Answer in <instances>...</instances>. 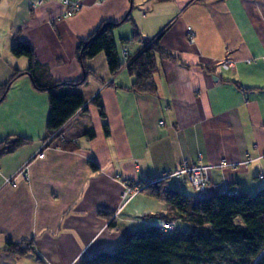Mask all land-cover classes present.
<instances>
[{
	"label": "crops",
	"instance_id": "1",
	"mask_svg": "<svg viewBox=\"0 0 264 264\" xmlns=\"http://www.w3.org/2000/svg\"><path fill=\"white\" fill-rule=\"evenodd\" d=\"M35 1L0 0V89L29 68L12 53L18 41L33 46L53 82L80 80L79 44L104 22L119 25L113 35L123 63L124 51L134 58L143 50L123 43L134 25L143 39L162 36L161 49L176 61H158L156 96L133 92L127 66L112 75L105 54L88 61L93 74L78 89L86 106L52 136L48 94L35 90L29 76L11 86L0 102V144L29 143L0 159V264H80L114 251L131 233L161 228L176 212L145 192L125 200L126 186L162 180L184 162L211 168L209 196L263 188L264 0H84L65 20L63 2L76 0H48L32 10ZM129 15L133 21L122 24ZM64 131L71 134L68 148L57 138ZM89 131L93 138L82 136ZM23 169L27 179L17 176ZM167 187L195 195L177 179ZM174 223L177 229L180 221ZM22 241H33L36 255L2 252Z\"/></svg>",
	"mask_w": 264,
	"mask_h": 264
},
{
	"label": "trees",
	"instance_id": "2",
	"mask_svg": "<svg viewBox=\"0 0 264 264\" xmlns=\"http://www.w3.org/2000/svg\"><path fill=\"white\" fill-rule=\"evenodd\" d=\"M146 1L166 3L172 0ZM132 21L129 15L122 24ZM118 27L119 25L104 22L95 34L80 42L78 60L83 77L67 83L53 82L49 70L38 62L33 46L18 41L12 53L17 58H26L30 65L26 72L16 71L12 80L0 89V102L4 101L17 80L29 76L35 90L48 94L50 112L47 132L52 136L86 106L84 96L76 89L86 85L93 74L87 69V62L102 53L106 56L112 75L127 66L129 74L135 78L133 92L156 96L157 86L153 83V77L160 71L158 61H176V58L161 49L162 36L155 40L143 39L134 25L132 39L124 40L123 43H140L143 50L134 58L127 57L123 63L113 35ZM207 70L210 74L214 72ZM93 104L97 107L100 117L105 120L106 114L101 100L97 98ZM104 130L109 136L107 125ZM70 135L64 131L57 137L63 148L71 146ZM82 136L93 138L94 132L89 131ZM28 143L29 141L22 138L6 140L0 144V159L13 154ZM92 168L98 170L94 164ZM169 180L146 183L142 193L145 192L169 205L176 215L165 216L163 219L166 223L180 221L187 224L188 229L184 235L173 237L171 233L163 232L162 227L137 231L127 235L114 251H102L80 264H264V187L255 194L245 191L229 194L228 191L199 196L187 195L178 189L167 187ZM101 216L110 218L106 213H101ZM237 220H240L241 225L236 224ZM111 226H115L113 222ZM2 252L21 257L35 254L34 242L10 243ZM37 258L41 261L38 256Z\"/></svg>",
	"mask_w": 264,
	"mask_h": 264
},
{
	"label": "built area",
	"instance_id": "3",
	"mask_svg": "<svg viewBox=\"0 0 264 264\" xmlns=\"http://www.w3.org/2000/svg\"><path fill=\"white\" fill-rule=\"evenodd\" d=\"M46 1L48 0H36L32 6V10H36L39 7H41ZM84 0H76L75 2H70V1H64L63 4L66 7V12L59 17V20H65V19H70L77 13H79L82 10ZM189 43L193 45L195 43V35L194 33L189 30ZM124 55L127 59L128 53L124 51ZM223 68L229 70L232 68V65L230 63H224ZM163 126V124H161ZM44 155H41L39 158L42 159ZM250 163V161H247L245 163H242L240 165H229V164H224L222 167H231V168H237L239 166H247ZM211 168L206 167L202 164H190L188 162H184L180 169L174 173H165L163 175V179H177L182 181L185 185H188L192 188L195 194L199 196H207L209 195L210 191V172ZM19 177L23 179L28 178L27 170L23 169L21 170L18 175ZM13 179H8L7 184L13 185L14 187L16 186L13 184ZM143 190L142 186H126V193L124 194V199L126 200L128 197H134L140 194ZM230 194V192H229ZM122 209H119L118 213H120ZM176 229L175 223H165L162 226V231L165 233H172Z\"/></svg>",
	"mask_w": 264,
	"mask_h": 264
},
{
	"label": "rangeland",
	"instance_id": "4",
	"mask_svg": "<svg viewBox=\"0 0 264 264\" xmlns=\"http://www.w3.org/2000/svg\"><path fill=\"white\" fill-rule=\"evenodd\" d=\"M23 60L24 61H27L26 60V58H23ZM78 89H80V87H78L77 89H76V91L78 92ZM264 187V186H263ZM187 189H189V187H186ZM190 191H191V189H189ZM258 191H256L255 193H257ZM255 193H253V194H255ZM236 224H238V225H241V222H240V220H237L236 221ZM187 224H185V223H183V222H180L179 224H178V227H177V229L175 230V232H173V233H171V236H173V237H179V236H181V235H184V233L186 232V228H185V226H186Z\"/></svg>",
	"mask_w": 264,
	"mask_h": 264
}]
</instances>
